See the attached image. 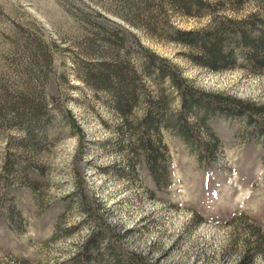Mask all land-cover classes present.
Listing matches in <instances>:
<instances>
[{"label": "rangeland", "instance_id": "rangeland-1", "mask_svg": "<svg viewBox=\"0 0 264 264\" xmlns=\"http://www.w3.org/2000/svg\"><path fill=\"white\" fill-rule=\"evenodd\" d=\"M252 15L264 0H0V264H264V69L169 36ZM150 53L241 112H186Z\"/></svg>", "mask_w": 264, "mask_h": 264}, {"label": "trees", "instance_id": "trees-1", "mask_svg": "<svg viewBox=\"0 0 264 264\" xmlns=\"http://www.w3.org/2000/svg\"><path fill=\"white\" fill-rule=\"evenodd\" d=\"M201 4L202 1H197ZM189 10V9H187ZM172 33L170 39L188 49L191 53L190 60L204 68L211 70H224L235 66L236 62L241 59L243 65L250 68L252 71L264 69V24L258 21L255 16H251L249 21H236L233 19L218 20L212 22L201 29L197 30H181L172 28L169 29ZM156 54L148 55V69L154 68L156 79L159 81L167 80L171 86L175 87L179 94L181 104L186 112H201L207 114L220 113L221 115H237L241 111L235 109H227L222 105H212L204 103L200 99L198 90L188 86V80L178 73L177 66H171V69L156 63ZM118 73V72H117ZM115 75V73H114ZM120 78V76L115 75ZM131 89L130 92H133ZM124 92L117 93V105L122 114H126L128 105H124ZM162 96V95H161ZM165 97H161V101L155 103L156 112L163 109ZM222 106V107H221ZM239 112V113H238ZM161 120L162 117H158ZM146 125L138 126V131L145 132L147 129H157L156 114L150 113L145 119ZM168 123H165L166 127ZM179 128L184 138L190 137V126L184 116L179 121ZM154 160L157 156L151 153ZM209 156V155H208ZM201 160L205 155H200ZM211 159L208 157V162Z\"/></svg>", "mask_w": 264, "mask_h": 264}]
</instances>
